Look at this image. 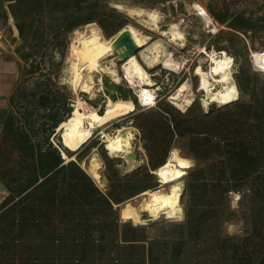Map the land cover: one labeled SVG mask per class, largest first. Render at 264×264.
Wrapping results in <instances>:
<instances>
[{
    "label": "rangeland",
    "instance_id": "1",
    "mask_svg": "<svg viewBox=\"0 0 264 264\" xmlns=\"http://www.w3.org/2000/svg\"><path fill=\"white\" fill-rule=\"evenodd\" d=\"M134 7L157 11L163 29L184 26L186 48L125 12ZM126 25L141 38L117 62L121 81L104 77L95 99L80 98L100 114L105 95L122 103L124 116L105 129L133 127L145 159L127 172L96 134L95 183L79 165L89 147L62 142L75 98L64 80L72 46ZM155 42L169 53L145 71L148 101L130 71ZM200 47L234 59L238 98L209 112L196 98ZM0 50L18 65L0 114V264H264V0H0ZM175 183L184 217L152 235L142 197L127 200Z\"/></svg>",
    "mask_w": 264,
    "mask_h": 264
},
{
    "label": "bare ground",
    "instance_id": "2",
    "mask_svg": "<svg viewBox=\"0 0 264 264\" xmlns=\"http://www.w3.org/2000/svg\"><path fill=\"white\" fill-rule=\"evenodd\" d=\"M116 6L122 8V5ZM125 12L140 19L147 27L158 30L165 42L174 49L186 48L187 31L181 24L171 22L163 29L160 27V14L157 11L134 7L125 8ZM138 38H141L140 34L132 30L130 25H126L104 41L71 48L68 75L64 83L68 84L75 98L71 102V115L63 121L59 130H62V142L69 150L77 152L80 148L89 147V155L81 159L79 165L95 183L100 180L98 150L91 144L96 134H98L99 146L105 155L111 159L123 160L127 172L135 169L145 159L143 148L140 145L135 147L138 134L133 127L122 125L110 132L105 129L124 116L125 107L122 103H115L105 95L104 113L100 114L80 98V94L85 92L90 99H95L97 93L104 90V77H107L111 83L121 81L117 62L128 59L134 53ZM168 44L166 46L155 42L151 48L149 47V52L140 54L143 69L138 67L130 71L131 76L139 79L141 86H145L141 93L148 101L153 100V95L146 89L151 85V80L144 75L145 71L161 64L169 53ZM178 63L184 66L182 61ZM233 63L234 59L226 51H207L202 47L198 49V61L193 69V76L201 80L197 89L199 96L196 98L204 112H209L215 104L224 106L238 98V91L233 82ZM95 78L99 82L97 86L94 85ZM172 99L178 102L184 101L181 89L174 92ZM62 155L64 159H68L65 154ZM164 184L153 189H145L134 198L127 200L142 197L139 214L152 235L161 234L168 222L184 217V206L182 207L181 204L184 185L175 183L164 186Z\"/></svg>",
    "mask_w": 264,
    "mask_h": 264
},
{
    "label": "crops",
    "instance_id": "3",
    "mask_svg": "<svg viewBox=\"0 0 264 264\" xmlns=\"http://www.w3.org/2000/svg\"><path fill=\"white\" fill-rule=\"evenodd\" d=\"M17 66L15 60L6 56L0 50V114L5 98L13 87L12 83L17 72Z\"/></svg>",
    "mask_w": 264,
    "mask_h": 264
},
{
    "label": "trees",
    "instance_id": "4",
    "mask_svg": "<svg viewBox=\"0 0 264 264\" xmlns=\"http://www.w3.org/2000/svg\"><path fill=\"white\" fill-rule=\"evenodd\" d=\"M6 244V246H10V245H12L11 243H9V242H7V243H5ZM11 255H15L14 253H12ZM15 260H17V259H15ZM12 264H13V262H11Z\"/></svg>",
    "mask_w": 264,
    "mask_h": 264
}]
</instances>
